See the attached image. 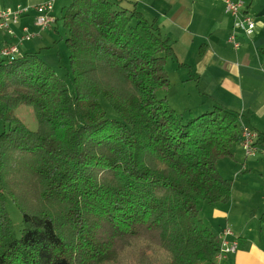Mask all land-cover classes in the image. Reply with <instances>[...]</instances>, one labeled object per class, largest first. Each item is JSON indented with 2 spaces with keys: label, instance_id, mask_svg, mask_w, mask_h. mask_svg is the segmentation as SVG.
I'll return each instance as SVG.
<instances>
[{
  "label": "trees",
  "instance_id": "trees-1",
  "mask_svg": "<svg viewBox=\"0 0 264 264\" xmlns=\"http://www.w3.org/2000/svg\"><path fill=\"white\" fill-rule=\"evenodd\" d=\"M55 20L70 89L38 52L0 63V264L214 263L219 243L197 205L230 199L216 164L240 143L238 113L179 112L157 96L171 40L135 1L71 0ZM21 104L35 130L14 116ZM5 195L20 211L18 237Z\"/></svg>",
  "mask_w": 264,
  "mask_h": 264
},
{
  "label": "crops",
  "instance_id": "crops-1",
  "mask_svg": "<svg viewBox=\"0 0 264 264\" xmlns=\"http://www.w3.org/2000/svg\"><path fill=\"white\" fill-rule=\"evenodd\" d=\"M45 1L0 0V10L27 7L12 24L13 33L0 29V44H16L20 55L35 52L40 42L36 44L32 38L36 39L41 30L34 23L33 6ZM70 1L54 0L52 11L57 3L63 8ZM130 1H135L147 19H154L159 31L171 40L173 57L166 61L165 69L168 78L169 69L175 74L176 82L162 90V96L173 105L183 104L186 108L181 112L190 110L192 114L220 104L238 113L240 126H249L261 136L263 147L254 157L242 156L239 143L231 157L217 162L222 176L232 179L231 196L227 202L210 206L219 224L217 235L230 227L237 239L236 251L217 260V264H264V225L258 219L264 211V0H243V12L255 22L250 35L233 27L223 0ZM23 27L33 37L20 40ZM231 33L236 47L229 40ZM43 34L36 40L44 42Z\"/></svg>",
  "mask_w": 264,
  "mask_h": 264
},
{
  "label": "rangeland",
  "instance_id": "rangeland-1",
  "mask_svg": "<svg viewBox=\"0 0 264 264\" xmlns=\"http://www.w3.org/2000/svg\"><path fill=\"white\" fill-rule=\"evenodd\" d=\"M67 6L68 4L65 5L63 8H61L59 7V4L57 3L56 8L53 9L54 12L53 11L51 12L52 16L55 19L61 18L62 13L67 8ZM44 29H47L43 31L44 34L42 30H41V33L39 31L38 34H36V39H39L38 37L40 34L45 35L43 36V38H45L44 42L42 40L37 41L36 39L32 38V40H34L36 44L40 42V45H38L39 47L35 49L36 50L35 52H38V57L42 61L46 62L53 69L54 75L61 78L63 82L67 85V87L70 89L71 88V75H70L71 73L69 71V55H68V49H67L66 43L64 41V38L66 37V30L63 27V24L60 20H57V21L55 20L54 22L50 24V26ZM175 78H176L175 74L170 73V69H169V86H171L170 84H175L176 82ZM157 96L158 97L162 96V90L160 89L157 90ZM98 100H99V103L103 111L105 112L106 117H114V118L117 117L115 111L111 108V106L102 96H100ZM169 104L175 110L179 112H181L182 108H186L184 107L183 104L173 105L171 101H169ZM13 114L15 117L20 119L29 130H35L37 128V122H36L34 113L30 106L21 104L14 110ZM2 128H3V125H2V122L0 121V130ZM242 156H244V154H242ZM254 156H249V158L254 157ZM253 187L261 188V186H259L258 184H254ZM210 205H214V204H209L203 201H199L197 205L198 217L201 218L202 222L209 227V229L215 234V236H219L220 233L219 235H217V232H216V228L219 226V224L216 225V220L214 219V210L212 208L213 206H210ZM4 208L10 219L11 228L15 236L18 237L22 229L21 215H20L19 209L17 208V206L14 204V202L8 195H5L4 197ZM233 217L235 218L238 216L233 215ZM233 217H231L230 219H234ZM223 219L225 221L224 217ZM221 222L223 224V221H220V224ZM262 231H263L262 233L264 237V226H262ZM198 264H207V263L200 262ZM211 264H217V260H215L214 263H211Z\"/></svg>",
  "mask_w": 264,
  "mask_h": 264
},
{
  "label": "built area",
  "instance_id": "built-area-1",
  "mask_svg": "<svg viewBox=\"0 0 264 264\" xmlns=\"http://www.w3.org/2000/svg\"><path fill=\"white\" fill-rule=\"evenodd\" d=\"M54 0H47L41 4L34 5L36 11L34 18L35 25L43 30L50 26L55 18L52 16V6ZM225 12L233 18V27L243 30L250 35L255 27L254 20L242 10L243 0H223ZM27 10V7L18 5L14 9L6 8L0 10V29L13 33L12 24L17 23L21 13ZM34 34L28 32L27 27H23L20 33V40H28ZM229 40L236 47L238 43L234 40V33H231ZM20 56L16 44H0V63H6ZM240 145L246 156H254L259 151V145L256 143L259 133L246 125H241ZM219 251L215 255L216 260L224 258L229 253H234L237 249V239L229 227H224L218 237Z\"/></svg>",
  "mask_w": 264,
  "mask_h": 264
}]
</instances>
